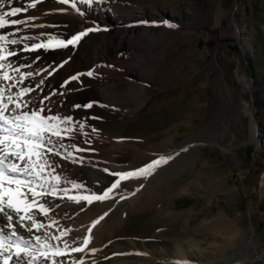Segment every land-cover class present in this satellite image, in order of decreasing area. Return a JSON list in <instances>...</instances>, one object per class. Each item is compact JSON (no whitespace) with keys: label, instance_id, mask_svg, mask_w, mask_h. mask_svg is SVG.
<instances>
[{"label":"rangeland","instance_id":"1","mask_svg":"<svg viewBox=\"0 0 264 264\" xmlns=\"http://www.w3.org/2000/svg\"><path fill=\"white\" fill-rule=\"evenodd\" d=\"M32 3L5 0L0 9H24L7 17L24 23L0 29L17 41H0L6 57L0 60V88L27 102L30 111L44 108V115L71 117L59 124L63 139H52L79 161L116 166L123 173L161 155L171 157L150 175L120 181L104 205L101 243L88 240L82 254L92 264H175L179 259L264 264V172L252 150L250 123L252 116L261 128L264 156V0H236V24L230 19L233 0H41L29 7ZM141 9L168 13L157 14V22H136ZM237 27L245 30L248 43L244 65ZM89 28L99 30L75 46L25 49L49 43L50 36L56 38L52 44L66 41ZM8 51L16 55L7 56ZM4 72L11 79L4 80ZM28 72L32 75L21 79ZM242 76L249 84L238 81ZM23 88L33 91L20 98ZM55 156L57 165L61 156ZM73 171L62 186L80 185L73 189L83 196L102 195L119 179L113 172L98 191L83 172ZM96 212L94 205L71 212V223L89 234ZM62 253L58 260L69 262L68 253Z\"/></svg>","mask_w":264,"mask_h":264},{"label":"snow or ice","instance_id":"2","mask_svg":"<svg viewBox=\"0 0 264 264\" xmlns=\"http://www.w3.org/2000/svg\"><path fill=\"white\" fill-rule=\"evenodd\" d=\"M7 2L10 4L12 0H7ZM38 2H41V0H35V3ZM61 2L68 3L69 0H61ZM83 2L90 3L91 0H83ZM35 3L30 4L29 7H35ZM4 5L5 0H0V9L4 8ZM72 7L76 8L74 2L72 3ZM23 10L24 9L20 7H13L9 11L0 12V29H4L9 24L19 25L24 23L19 19H11L10 21L7 19V17L16 16L17 13ZM77 11H79V9H77ZM29 19L34 18L29 17ZM164 23L167 24L168 27H176V25L170 24L168 21H164ZM96 30L99 29H86L83 32L72 35L71 38L66 41L63 39L57 40L55 44H52L51 41L56 40V38L50 36L48 37L49 43L33 44L31 49L28 48V45H25V49L31 51L38 48L48 49L51 47H67L69 45L75 46L81 37L88 32ZM0 41L12 44L17 43L15 39L8 40L3 34H0ZM4 51V46L0 45V60L6 59L3 55ZM14 55H16V53L12 51L7 52V56ZM65 63H67V61H65ZM3 68L4 65L0 64V69ZM16 71H19V69H16ZM53 71H55V69H53ZM48 74L51 75L52 73L49 72ZM92 74L91 71L87 73L89 76ZM25 75L31 76L32 73L28 72L27 74H21V79H23ZM78 75L72 76L69 79L76 80L78 79ZM2 78L4 80L11 79L7 72L2 74ZM68 83L69 81L66 80L65 84ZM31 91H33V89L23 88L21 89L19 97L22 98L24 94ZM3 92L4 89L0 88V215L4 216L9 221L7 227L14 230L9 236H5L3 229H0V257L3 258V264H8L9 260H14L15 264H25V257L29 255V250L31 249L32 252H39L40 256L47 260L51 257L48 256L47 251L41 250L40 246L44 241L59 239V237H50L48 234H45L43 241L40 236H35L32 239H24L23 236L17 235L15 226L11 223L13 216L10 212H15L18 215L23 213V215L19 216L18 221L21 228L25 227L23 223L25 220L31 221L32 228L39 229L44 227V225L40 224L35 218V213L46 215L48 211L45 204L40 203L37 197H43L48 194L46 188L49 186V176L45 175V169L52 168V171H55L49 160V156L60 154L57 150V141H54L52 137H57V140L63 139L65 130L60 129L59 124L65 121L70 122L72 118L65 117L61 120L58 116L44 115L42 114L45 112L44 108L30 111L28 110L27 102H21V99L13 100L12 95H8V103H5ZM44 99H48V97ZM40 103L43 104V101ZM9 105H14V107L10 108ZM76 107H80V105ZM84 107H92V105H84ZM57 121L59 123H54ZM80 127L83 128L84 125L81 124ZM59 147H64V145L60 144ZM70 155L71 153H69V156ZM170 158L171 157L161 155L141 168L129 172L116 173L119 179L112 183L111 187L105 190L102 195L93 193L92 196L69 197V199H76L77 202H79V200H86L88 203H92L93 200L103 201L109 199L110 193L113 189L119 187L120 181L132 177L150 175L159 165L166 163L167 159ZM51 178L57 182L59 181L58 176H53ZM37 187H39L41 191L37 192ZM73 187H80V185L73 183ZM51 189L52 193L55 194V185H51ZM105 215H107V213H105ZM99 219H103V217ZM98 222L99 220L93 223L95 224ZM28 231L31 232V228L28 229ZM11 237H15V242L11 240ZM33 239L35 240V244L32 242ZM6 240L8 241V248L4 247ZM87 243L88 240L85 239V244ZM13 247H15V255H13L11 251ZM67 247V244H65V248ZM73 251H82V249L74 248ZM4 252L8 254L5 256ZM55 255L59 256L63 255V253L57 250ZM34 259L35 257L27 260V264H33ZM41 264H44L43 260ZM53 264H56V261L53 260ZM175 264H187V261H176Z\"/></svg>","mask_w":264,"mask_h":264},{"label":"bare ground","instance_id":"3","mask_svg":"<svg viewBox=\"0 0 264 264\" xmlns=\"http://www.w3.org/2000/svg\"><path fill=\"white\" fill-rule=\"evenodd\" d=\"M157 10L158 12L151 11L150 9H141L138 11V14L135 16L136 17L135 21L139 22L140 20H145V21L157 22V19L155 18V16L157 14H159L160 16H164V12L165 13L167 12L164 9H157ZM171 12L169 13L170 15H172ZM178 13H181V12H178ZM159 21H165V20L162 19ZM244 31L245 30L243 28L237 27L235 30V34L241 39L242 41L241 44L245 48V46H247L248 43L246 41L247 38L244 35ZM238 81L243 84H249V80L245 76L239 77ZM27 83L30 84L31 82L27 81ZM47 87H49V84H47ZM3 89H4L3 95L8 96L9 94L8 91L5 88ZM251 108H252V105L250 106V109ZM247 109L249 108L247 107ZM251 118H252L250 121L251 141L255 143V140L260 136L261 128L259 127L257 121L254 120L252 116ZM57 150L59 151L60 156H61L60 161H58L57 165L56 163L55 165L53 164V160L56 156L55 155L49 156V160L52 163V167L55 169V171L53 172L52 168L45 169V175L49 176V180H48L49 186L46 188V191L48 194L43 197H37V200H39L40 203H44L45 206L48 208L46 215L42 213H35V218L38 220L40 224H43L44 227L39 228V229L32 228L31 221L25 220L23 222L25 227L21 228L19 226L18 221H19V216L23 215V213H20L18 215L15 212H10V214L13 216V220L11 221V223L15 226L17 235L23 236L24 239H32L35 236H40L42 237V241H43V237L45 236V234H48L50 237H59V239H49L47 241H44L42 245L40 246L41 250L47 251L48 256L51 257L50 259L45 260L44 257L40 256L39 252H32L30 249L29 255L25 257V264H27V260L33 259V257H35V259L33 260V264H41L42 260L44 261V264H53V260L56 261V264H72L73 262L78 263V264H81V262L82 264H92V261L90 262L91 259L89 260L87 256H84V254H82L83 250L87 247V244H85V239L87 240L91 239L90 241H92L91 243L93 245H99L101 243V239L99 238L98 233L102 230L103 226H105L104 225V219H105L104 205L106 204L105 203L106 200H103V201L93 200L92 203H86L85 200H79V202H77L76 199H69V197H82L83 195L79 193L76 189H73L74 187L73 188H67V187L63 188L62 182L65 180H68V178L71 177V173H69V171L71 170L78 172V174L83 172V176L87 177L89 179V182L95 187V189L99 191L101 190L100 185H102L101 183L106 176L108 175L112 176L113 172L119 173L122 171V169L116 166L105 168L102 165H93L94 163H92L91 161H87V160L79 161L78 159L72 156H69L65 152L64 147H59V145H57ZM55 159H57V157ZM77 161H79V164L77 163ZM59 169H63L65 171L61 173L63 171L62 170L60 174L58 172ZM104 170H107L105 175L103 174ZM53 176H58L59 181L57 182L56 180H53L51 178ZM260 183L264 184V173H262L260 177ZM51 185H55V188H56L55 194L52 193ZM36 191L39 192L41 191V189L37 187ZM101 194H103V192H101ZM134 200H131L130 202ZM119 201L121 200L118 198V200L115 201L113 206L117 205ZM91 205L96 206L97 212L95 216L96 218L95 221L99 220V222L93 225V228L88 234L85 232L84 226H82V228H74V225L71 223V220L73 217L70 219V213L71 212L77 213L79 211L84 212L87 209H89ZM100 217H103V219H99ZM8 224H9V221L4 216L0 215V229H3V233L5 236H9L10 233L14 230L12 228H8L7 227ZM30 228H31V232L28 231V229ZM11 240L15 242V237H11ZM32 242L33 244H35L34 239L32 240ZM65 244H67L68 246L67 248H65ZM4 247L8 248L7 240L5 241ZM74 248H81L82 251H73ZM57 250H59L61 253L62 252L68 253V257L70 259L69 262L63 261V263H61L58 260L59 256L55 255V252ZM116 250L121 251L124 249L121 247H117ZM11 251L13 255H15V247H13ZM7 254H8L7 252H4L5 256ZM181 261H186V260H181ZM0 264H3L2 257H0ZM8 264H15V261L9 260Z\"/></svg>","mask_w":264,"mask_h":264},{"label":"water","instance_id":"4","mask_svg":"<svg viewBox=\"0 0 264 264\" xmlns=\"http://www.w3.org/2000/svg\"><path fill=\"white\" fill-rule=\"evenodd\" d=\"M236 8V0H233V6L230 10V19L231 21L235 24V21L233 19V11L234 9ZM236 45L238 46V48L240 49L241 51V57H242V61H243V65L245 64V61H246V58L244 56L245 54V48L241 45V43L238 41V37L236 36ZM242 71L245 73L246 71L244 70V67L242 69ZM250 77V85L252 84V78L251 76L249 75ZM248 99H249V106L252 105V91H251V87L249 88V91H248ZM263 145V141L260 137H258L256 140H255V143H252V147H253V153L254 155L260 160V162L262 163V166H263V172H264V156L261 155L259 153L260 151V147ZM263 196H264V184H263ZM263 202H264V199H263ZM264 206V204H263Z\"/></svg>","mask_w":264,"mask_h":264}]
</instances>
